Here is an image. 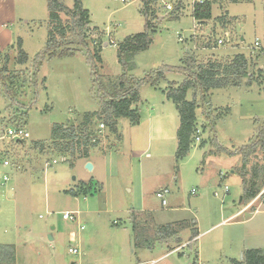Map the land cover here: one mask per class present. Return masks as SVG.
<instances>
[{
	"label": "rangeland",
	"instance_id": "374dc122",
	"mask_svg": "<svg viewBox=\"0 0 264 264\" xmlns=\"http://www.w3.org/2000/svg\"><path fill=\"white\" fill-rule=\"evenodd\" d=\"M59 1L72 7L73 0ZM178 1L151 5L157 16L152 42L134 55L128 75L141 80L164 67H179L188 55L197 63L225 64L242 54L250 85L243 78L240 87L209 92L204 109L196 110L200 142L178 158L179 117L166 92L184 76L165 72L155 85L139 87L132 106L138 124L118 119L112 134L98 115L92 119L88 132L97 143L82 159L58 153L50 137L54 124L78 127L84 114H99L87 49L71 47L73 56L46 58L37 72L33 60L47 41V0H0V70H6L0 77V245L14 246L15 264H230L240 262L247 249L264 250V188L254 203L242 204L243 158L224 151L249 144L264 122V51L254 47L256 40L264 42V0H209L212 18L202 25L193 20L189 0H180L178 15L170 14ZM82 4L89 13V51L101 47L98 72L113 87L123 74L119 46L146 30L145 1ZM60 17L68 26L70 19ZM225 33L229 42L217 46ZM19 39L28 57L24 65L16 59ZM186 99H194L193 90ZM9 128H22L29 137L9 139ZM260 160V153L249 158L247 170ZM82 182L100 186L93 195L76 197ZM163 190L169 191L164 207L156 197ZM64 213L75 220H63ZM132 215L148 238L162 225L186 222L188 227L180 232L179 245L172 239L135 249ZM194 230L198 236L190 241ZM69 248L79 254H69Z\"/></svg>",
	"mask_w": 264,
	"mask_h": 264
},
{
	"label": "trees",
	"instance_id": "16d2710c",
	"mask_svg": "<svg viewBox=\"0 0 264 264\" xmlns=\"http://www.w3.org/2000/svg\"><path fill=\"white\" fill-rule=\"evenodd\" d=\"M145 4L141 13L144 15L146 30L134 36L127 37L117 50V60L120 64L123 74L118 77V81L113 87H107L99 75L98 66L101 63L99 55L100 46L94 47L93 53L89 51V45L86 42V31L89 23V13L83 8L82 0H73L71 8L66 7L59 0H47L49 20L47 30V41L42 51H40L33 63L36 71L42 65L46 58L70 57L74 55L71 47H82L87 49V56L90 60L94 82L98 87V98L100 103L99 114L86 113L83 116L81 124L74 127L73 124H54L51 129V143L53 148L61 154L77 153L80 158L89 157V148L96 146L97 140L88 129L92 119L99 116L106 125L108 131L112 134L117 132V120L128 119L133 124L139 123L137 110L132 106L138 103V89L143 84L155 85L163 77L165 72H175L184 76L183 82L177 87H169L166 92V98L175 105L179 126L176 131L177 151L176 156L183 158L191 150L192 142L195 141L196 131V110L201 107L204 109L208 103L209 92L215 89L240 87L243 78H249L247 84L250 85L252 78L248 73V62L244 55L236 54L229 63H218L209 61L205 64L197 63L191 56H186L181 65L176 68H162L158 72H153L144 79H136L128 75L131 70V60L138 52L145 51L152 42V33L155 32L153 21L157 17L155 10L151 7L157 0H143ZM235 1V0H232ZM182 4L179 0L170 14L178 15ZM65 14L70 19L68 26H62L60 15ZM171 17V16H170ZM176 17V16H175ZM192 17L198 22H205L212 18L211 3L207 0L203 5H198ZM71 39H68L69 35ZM17 64L24 65L28 61L27 55L21 50V40L18 44ZM35 71V75L37 74ZM6 73L2 68L0 77ZM2 80V79H1ZM4 83V81H3ZM111 89V90H109ZM109 90V91H108ZM193 90L194 99L187 100V92ZM196 95L199 99L196 100ZM10 96V95H9ZM102 124V125H103ZM103 127H105L103 125ZM211 127V126H210ZM214 133V130H212ZM200 137V136H199ZM216 141V140H215ZM37 145V144H35ZM224 150V148L222 149ZM230 156L239 155L243 158V164L239 175L242 184L241 203L248 205L254 200L264 188V122L261 127L256 129V135L250 140V143L233 152L224 150ZM261 154V160L255 162L247 170V162L251 157ZM73 167V164H70ZM97 183H81L74 196L93 195ZM186 222L175 224H166L157 227L153 237H146L145 228L138 223L137 218H131V229L133 233V242L135 249L152 248L156 243H165L168 240H175L176 245L180 244L179 234L186 229ZM190 241L197 238V231H192ZM0 264H15V250L13 245H0ZM230 264H264V251L260 249H250L243 253L242 261H232Z\"/></svg>",
	"mask_w": 264,
	"mask_h": 264
},
{
	"label": "built area",
	"instance_id": "2783aa9c",
	"mask_svg": "<svg viewBox=\"0 0 264 264\" xmlns=\"http://www.w3.org/2000/svg\"><path fill=\"white\" fill-rule=\"evenodd\" d=\"M206 1H207V0H189L190 8H191V15H192L194 9H195L198 5H203ZM165 8H166L167 10H169V11L172 10V6H171L170 4H166ZM192 18H193V17H192ZM193 20H194V18H193ZM194 21H196V20H194ZM196 22H197L198 24H201V22H198V21H196ZM229 37H230L229 34L225 33L224 37H220V38L216 39V45H217V46H223L224 44H227V43L229 42ZM254 47H255V49H257V50H262V51H264V42H261V41H259V40H256V41H255V44H254ZM100 128L103 129V128H104L103 125H100ZM199 134H200V131L197 130V131H196V137H195V141H197V142H200ZM6 136H7L9 139L17 140V141H21V140H25V139H27V138L29 137V134H28V132H26V131H25L24 129H22V128H9V129H7ZM52 163L55 164L56 161L54 160ZM3 164H4V166H8V165H9V162H8V161H4ZM6 179H7V178L4 177V180H6ZM224 193H228L227 188L224 189ZM167 194H169V191H168V190H163V191L158 192V193L156 194V197H157L158 199H160L161 204H162L163 207L167 205V201H166V199H165V196H166ZM215 196H216V194H215ZM260 196H261V195L257 196V197H256L254 200H252L251 203H249L247 206H249L250 204L254 203V201H255L256 199H259ZM62 218H63V220H72V221L75 220V218L72 217L71 214H69V213H64V214L62 215ZM82 229H83V228L81 227V230H82ZM68 253H69V254L77 255V254H79V251H78V249H76V248H69V249H68Z\"/></svg>",
	"mask_w": 264,
	"mask_h": 264
},
{
	"label": "crops",
	"instance_id": "0c3cea01",
	"mask_svg": "<svg viewBox=\"0 0 264 264\" xmlns=\"http://www.w3.org/2000/svg\"><path fill=\"white\" fill-rule=\"evenodd\" d=\"M206 22V21H205ZM205 22H203V23H205ZM201 25H202V23H201ZM92 170H93V167H92ZM84 183V182H83ZM97 184H99V183H97ZM99 186H100V184H99ZM114 225H116V226H118L117 224H114ZM83 228V227H82ZM84 229V228H83ZM82 229V230H83ZM50 240V239H49ZM51 240H52V238H51ZM70 242H72V241H74V234L73 233H70ZM2 245V244H1ZM248 250V249H247ZM260 250H263V249H260ZM264 251V250H263ZM243 258V257H242ZM241 261H242V259H241Z\"/></svg>",
	"mask_w": 264,
	"mask_h": 264
},
{
	"label": "water",
	"instance_id": "95a60500",
	"mask_svg": "<svg viewBox=\"0 0 264 264\" xmlns=\"http://www.w3.org/2000/svg\"><path fill=\"white\" fill-rule=\"evenodd\" d=\"M86 168L91 171L92 170V165L91 164H87ZM240 201H241V198H240ZM49 239L51 240V236H49Z\"/></svg>",
	"mask_w": 264,
	"mask_h": 264
}]
</instances>
